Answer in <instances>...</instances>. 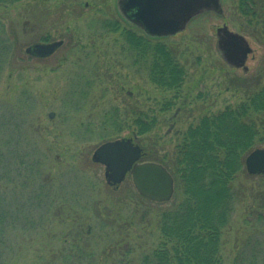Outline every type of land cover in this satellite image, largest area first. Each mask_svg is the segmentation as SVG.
I'll use <instances>...</instances> for the list:
<instances>
[{
	"label": "rangeland",
	"instance_id": "rangeland-1",
	"mask_svg": "<svg viewBox=\"0 0 264 264\" xmlns=\"http://www.w3.org/2000/svg\"><path fill=\"white\" fill-rule=\"evenodd\" d=\"M116 1L0 4V136L13 140L12 149L22 136L26 159L39 165V181L51 183L60 198L68 193L70 217L82 212L80 221L91 243L86 264H140L141 256L158 243L160 214L181 198L175 183L171 200L160 204L139 195L129 176L117 188L109 186L105 167L92 161L95 149L106 141L131 139L145 152L143 160L168 165L188 128L203 117L237 107L264 84V35L244 27L237 0H221V15L203 12L182 32L152 40L175 52L184 68L178 90L152 83L132 63L119 32L106 26L116 21L124 30H133L119 15ZM222 26L244 37L251 48L245 69L220 56L216 30ZM58 40L62 46L47 59L25 53L34 43ZM113 107L120 117L109 125L104 115ZM140 113L154 123L142 135L133 124L134 114ZM258 176L245 170L236 180L241 197L222 234V264H231L245 248L264 252V203L258 197L264 182ZM68 216L56 217L34 239L18 236L17 255L8 264H33L40 255L63 260L68 244L60 238L73 222ZM256 259L264 264V256Z\"/></svg>",
	"mask_w": 264,
	"mask_h": 264
},
{
	"label": "trees",
	"instance_id": "trees-1",
	"mask_svg": "<svg viewBox=\"0 0 264 264\" xmlns=\"http://www.w3.org/2000/svg\"><path fill=\"white\" fill-rule=\"evenodd\" d=\"M20 1L23 0H0V4ZM236 9L244 27L251 28L253 34L264 35V0H237ZM106 26L119 32L129 46L132 63L139 65L152 83L178 90L185 73L175 52L161 42H152L148 36L124 30L116 21H107ZM134 115L133 124L139 127V135L153 128L152 118L144 113ZM119 117V109L113 107L105 113L104 120L116 125ZM21 137L17 136L12 149L13 140L0 136V264H8L17 255L18 236L34 239L66 212L73 220L71 230L61 238L54 235V239L60 238L63 244H68L63 260L56 261L54 256L45 260L40 255L33 264H86V257H91L86 248L91 243L80 221L82 212L70 217L68 193H61L60 198L51 183L39 181V165L26 159ZM257 147L264 148V84L261 83L237 107L203 117L196 126L188 128L168 165L154 159L168 169L181 198L172 201L170 209L160 214L158 243L141 256L140 264H222V234L229 227L241 197L236 180L245 173V157ZM258 177L264 182V176ZM258 197L264 203V190ZM63 198L64 202H60ZM255 248L243 249L231 264H258L256 258L262 260L264 252Z\"/></svg>",
	"mask_w": 264,
	"mask_h": 264
},
{
	"label": "water",
	"instance_id": "water-1",
	"mask_svg": "<svg viewBox=\"0 0 264 264\" xmlns=\"http://www.w3.org/2000/svg\"><path fill=\"white\" fill-rule=\"evenodd\" d=\"M116 8L124 20L152 38L182 32L192 18L203 12L222 14L221 0H117ZM216 37L220 56L236 68L243 67L252 52L244 37L229 31L226 26L217 28ZM62 43V40L34 43L25 52L32 57L46 58ZM142 156V148L131 139L123 138L99 145L92 154V161L105 167V180L109 186L117 188L128 175L142 197L154 203L169 201L174 193L172 175L158 162L141 161ZM244 166L247 174L264 176V148L252 150L246 156Z\"/></svg>",
	"mask_w": 264,
	"mask_h": 264
},
{
	"label": "flooded vegetation",
	"instance_id": "flooded-vegetation-1",
	"mask_svg": "<svg viewBox=\"0 0 264 264\" xmlns=\"http://www.w3.org/2000/svg\"><path fill=\"white\" fill-rule=\"evenodd\" d=\"M124 22L126 23V24H128V22L126 21V20H124ZM128 26H130L129 24H128ZM133 30L132 31H138L139 33H140V35L141 36H144V31L141 29V28H137V27H132V26H130ZM164 38V37H163ZM166 38V37H165ZM160 39H162V38H160ZM160 39H151V41L152 40H160ZM59 49V48H58ZM57 49V50H58ZM56 50V51H57ZM56 51L52 54V55H54L55 53H56ZM52 55H50L49 57H51ZM29 58H35V59H47V58H49V57H46V58H36V57H32V56H30V55H27ZM249 56V55H248Z\"/></svg>",
	"mask_w": 264,
	"mask_h": 264
}]
</instances>
